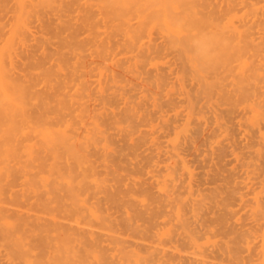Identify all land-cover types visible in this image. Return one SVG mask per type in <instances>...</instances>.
I'll use <instances>...</instances> for the list:
<instances>
[{
    "label": "bare ground",
    "instance_id": "1",
    "mask_svg": "<svg viewBox=\"0 0 264 264\" xmlns=\"http://www.w3.org/2000/svg\"><path fill=\"white\" fill-rule=\"evenodd\" d=\"M0 264H264V0H0Z\"/></svg>",
    "mask_w": 264,
    "mask_h": 264
},
{
    "label": "clouds",
    "instance_id": "2",
    "mask_svg": "<svg viewBox=\"0 0 264 264\" xmlns=\"http://www.w3.org/2000/svg\"><path fill=\"white\" fill-rule=\"evenodd\" d=\"M201 54L205 57V58H210V51L208 49H202L201 50Z\"/></svg>",
    "mask_w": 264,
    "mask_h": 264
}]
</instances>
